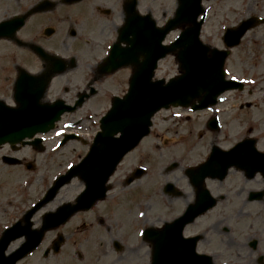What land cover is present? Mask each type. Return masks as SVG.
<instances>
[{"label": "flooded vegetation", "instance_id": "af4514ba", "mask_svg": "<svg viewBox=\"0 0 264 264\" xmlns=\"http://www.w3.org/2000/svg\"><path fill=\"white\" fill-rule=\"evenodd\" d=\"M169 1L0 0V110L13 109L19 116L20 108L30 109L16 95L20 90L41 91V103L62 101L75 107L74 112L59 117L52 132L24 143L0 145V223L18 221L53 179L66 170L71 141L64 142L65 136L89 137L112 98L125 94L132 68L105 74L100 68L120 34L126 41L133 39L124 30L125 24L137 28V20L146 18L154 28H162L178 0ZM148 21L143 25L145 30ZM119 47L127 45L120 42ZM137 61H142V56ZM88 105L98 113L75 116ZM2 118L1 114L0 122ZM163 134L147 136L127 154L111 177L102 201L48 232L33 253V264H150V244L143 238L149 226L159 229L161 248L164 235L179 240L197 237L195 250L210 256L214 264H264V180L260 174L248 178L236 171L240 183L224 189L223 181L204 180L205 189L216 199L214 208L219 206L221 210L219 218L214 223L209 221L211 209L185 224L180 233L163 230L165 224L182 216L189 204L205 205L204 189L191 183L186 174L189 166L204 159L186 162L196 150L195 140L186 143L189 135H170L166 138L175 141L168 147ZM202 137L200 133L198 138ZM73 141L82 149L87 143L82 138ZM170 149L176 150L174 160L159 167L164 151ZM140 168L145 172L139 179L123 183ZM248 184L251 186L246 187ZM256 196L259 198L250 200ZM228 203L236 206V221L243 219V209L248 208L245 217L257 219L262 225L254 232H243L238 223L228 224L223 216V206ZM212 235L218 237L216 247H212Z\"/></svg>", "mask_w": 264, "mask_h": 264}, {"label": "water", "instance_id": "95a60500", "mask_svg": "<svg viewBox=\"0 0 264 264\" xmlns=\"http://www.w3.org/2000/svg\"><path fill=\"white\" fill-rule=\"evenodd\" d=\"M189 2L190 10H187L188 0H186V7L180 8L176 19L179 18L180 23L184 20L188 22L190 12L193 16L189 17V22L193 23V27L182 32L177 41L163 53L164 56L166 53L172 52L174 48H179L177 55L182 74L170 79L167 83L163 80L152 82L151 78L158 58L145 64V67L139 69L138 72L136 71L137 73L130 81L127 95L123 99H116L111 110L102 119L100 132L96 135L88 154L79 164L71 167L65 175L56 181L53 188L49 190L48 197L37 203L26 214L24 217L25 232L18 233L20 224L17 223L3 234L0 239V264H15L38 244L44 231L58 224L54 223L53 219L46 218L41 231L27 232L30 226V216L52 199L55 192L64 184L69 183L72 178L81 179L85 185L84 191L77 198V206L82 205L84 201L91 204L101 198L105 192V183L113 169L123 155L148 133L151 124L150 118L159 109H167L169 106L186 107L197 99V105H193L192 109L201 110L208 105L215 104L216 97L225 90H240L242 88L241 84L226 82L223 78L222 67L228 51L210 50L199 41L198 36L203 17L199 22L195 20L200 14H204V11L200 6L201 0H189ZM257 24L256 18H249L238 27L227 29L223 36L224 45L227 48L238 45L242 35ZM46 111V109L36 106V119H39L41 113L42 119H44ZM5 120L10 121L5 125L0 124V142L9 141L13 137H15L13 141H17L29 130L25 128L26 125L21 124L23 118L18 120L15 116H10ZM18 123H20L19 126ZM51 126L52 124L50 126L39 125L38 122L35 124L36 130L43 131L49 130ZM117 134L120 136L115 137ZM253 144V140H247L236 145L230 151L218 155L212 162H223V167L217 166L218 170L213 169V171L221 172L223 170L224 177L230 166H238L242 169L245 162H252L254 166L264 168V154L257 152ZM242 146L244 148L240 151ZM200 170L208 174L209 164L201 166ZM23 233H26V242L17 251L5 257L4 252L9 243Z\"/></svg>", "mask_w": 264, "mask_h": 264}, {"label": "rangeland", "instance_id": "374dc122", "mask_svg": "<svg viewBox=\"0 0 264 264\" xmlns=\"http://www.w3.org/2000/svg\"><path fill=\"white\" fill-rule=\"evenodd\" d=\"M203 6L206 16L201 30V40L205 44L219 49L222 48L221 36L227 27L234 26L240 20L251 15L264 17V0H211L203 2ZM177 72V64L171 58H167L159 64L156 76L168 79L176 75ZM225 72L227 78L243 82L244 88L242 91H230L223 94V105L219 106L222 111V127L219 133L207 132L201 140L198 139L199 133L206 131L204 129V120L209 115L208 111L200 113L201 119H191L187 122L184 120L176 121L178 119L177 113H181L182 117H186V112L178 110L162 112L154 120L155 129L151 135L156 133L163 134L160 132L162 130L165 133V140L169 143L168 147H171L170 143H172L173 139L166 138L167 134H171V136L189 135L190 139L186 143L192 139L196 141L197 147L194 154L185 156L187 163L198 162L210 143L216 144L217 142L224 149L232 146L236 141L247 137V129L250 128L253 131L250 136L257 139V148L260 151H264V26L247 33L241 44L232 50L225 63ZM87 108L90 109L88 110ZM95 113H98L97 109L92 108V105H88L75 116L81 114H84L83 117L94 116ZM74 119L79 120L80 118L74 117ZM83 130L85 131V128ZM83 151L84 149L75 143L68 144L67 164L78 159L80 157L78 152L83 153ZM164 152L166 154H163V163L159 167L167 164L176 154L175 149ZM127 163L123 166L127 165ZM236 177L238 175L231 171L226 181L223 182V187L226 188L225 185L233 186L234 184H239L240 182ZM167 178L170 179V174ZM76 185L77 183H74L61 192L60 197L62 200H68L75 194ZM249 186L251 184L246 185V187ZM220 211V208L213 210L209 214V221L214 223L219 218ZM243 211V219L238 222L234 217L236 206L232 203L223 206V216L227 217L226 222L228 224L235 225L238 223L240 231L254 232V229H257V226L262 224L257 219L245 217L248 208H244ZM7 225L9 223H0L2 229ZM217 244L218 237L212 235V247H216ZM16 245L13 244L11 249ZM34 261L35 257L24 264H33Z\"/></svg>", "mask_w": 264, "mask_h": 264}]
</instances>
